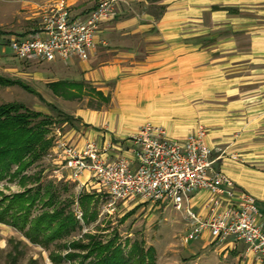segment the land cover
I'll return each mask as SVG.
<instances>
[{
	"label": "crops",
	"instance_id": "crops-1",
	"mask_svg": "<svg viewBox=\"0 0 264 264\" xmlns=\"http://www.w3.org/2000/svg\"><path fill=\"white\" fill-rule=\"evenodd\" d=\"M93 9L71 15L84 19ZM37 35L42 21L8 41ZM96 43L87 61L16 58L32 66V85L2 79L71 117V144L111 145V157L132 159L145 124L179 142L204 125L213 169L255 197L264 227V0H123ZM207 199L193 202L202 216Z\"/></svg>",
	"mask_w": 264,
	"mask_h": 264
},
{
	"label": "built area",
	"instance_id": "built-area-1",
	"mask_svg": "<svg viewBox=\"0 0 264 264\" xmlns=\"http://www.w3.org/2000/svg\"><path fill=\"white\" fill-rule=\"evenodd\" d=\"M122 1L104 0L86 18L77 19L71 15L68 0H54L42 11L43 35L12 39L9 47L18 60L54 62L73 57L87 61L97 48L96 35L115 19ZM57 134L60 138L54 149L59 167L68 171L67 179L76 182L81 193L106 194L108 213L137 202L168 203L187 215V243L205 237L220 244L242 243L247 252L264 261V227L256 199L213 169V150L204 125L179 142L170 139L162 127L145 124L132 139V159L111 157V145L87 140L76 146L60 129ZM201 194H208L205 216L193 208Z\"/></svg>",
	"mask_w": 264,
	"mask_h": 264
},
{
	"label": "rangeland",
	"instance_id": "rangeland-1",
	"mask_svg": "<svg viewBox=\"0 0 264 264\" xmlns=\"http://www.w3.org/2000/svg\"><path fill=\"white\" fill-rule=\"evenodd\" d=\"M54 0H0V78L22 79L32 85V66L16 59L9 48L11 37L28 35L31 29L41 23L42 11ZM71 11L84 6L86 9L97 7L104 0H68ZM38 14V16H37ZM35 17V18H34ZM32 18V19H31ZM18 39V38H17ZM36 66V65H34ZM18 102L31 111L37 105L46 107V138L51 141V148L43 158L30 166L23 174L25 185L20 184V177L15 180L0 182V200L17 193L32 190L39 193L34 216L44 211L52 213L58 208H66L78 222L79 229L62 241L55 242L50 250L31 244L17 230L0 224V264H9L8 254H15L18 247V264H28L31 260L37 264H53L49 258L52 251L64 257L67 253L85 255L83 251L69 248L73 243L88 244L92 238L107 244L112 242L120 247L125 255L135 248L149 253L154 264H256L255 256L247 252L242 243L220 244L209 238L190 243L185 241L189 223L184 211L176 210L168 203L137 202L125 208L118 207L110 214L105 208L106 194L95 191L80 192L78 184L67 179L64 169L56 162L55 146L59 140L58 129L62 136L73 125V119L63 112L53 110L48 103L40 101L35 95L19 86L0 84V105ZM40 109V108H39ZM34 121L36 126L45 117ZM68 124V125H66ZM13 171H16L14 167ZM84 191V190H83ZM57 193L54 208L43 207L49 195ZM46 195V196H45ZM6 204V203H5ZM66 247V248H65ZM250 256H249V255ZM89 263V262H88Z\"/></svg>",
	"mask_w": 264,
	"mask_h": 264
},
{
	"label": "trees",
	"instance_id": "trees-1",
	"mask_svg": "<svg viewBox=\"0 0 264 264\" xmlns=\"http://www.w3.org/2000/svg\"><path fill=\"white\" fill-rule=\"evenodd\" d=\"M0 84L19 85L32 92L25 84L19 81H5L0 78ZM57 111L55 107L52 108ZM44 114L28 109L24 104L13 102L0 105V182L10 178L15 180L20 177V184L25 185L26 177L22 174L35 162L41 160L51 148V141L46 138V118L39 123ZM16 167V171H13ZM25 180V181H24ZM50 194V195H49ZM49 195L43 207L54 208L58 199L57 193ZM45 195V196H46ZM41 195L32 194V190L17 193L11 197L0 200V224L7 225L20 232L31 244L50 250L55 242L71 236L76 232L78 222L66 208H58L52 213L44 211L34 216L33 211ZM6 203V204H5ZM66 248V247H65ZM72 250L83 251L85 255L67 253L64 257L50 252L49 258L53 264H154L149 253L135 248L128 255L112 242L103 244L92 238L88 244L73 243ZM18 247L15 254L9 253V264H18ZM89 262V263H88ZM28 264H37L31 260Z\"/></svg>",
	"mask_w": 264,
	"mask_h": 264
}]
</instances>
